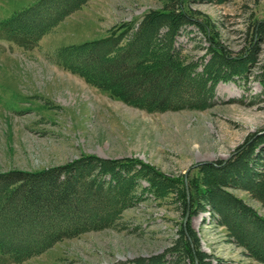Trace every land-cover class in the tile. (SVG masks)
<instances>
[{
	"label": "rangeland",
	"instance_id": "1",
	"mask_svg": "<svg viewBox=\"0 0 264 264\" xmlns=\"http://www.w3.org/2000/svg\"><path fill=\"white\" fill-rule=\"evenodd\" d=\"M38 1L0 0V174L38 172L81 156L134 159L177 180L179 188L183 180L188 192L186 182L198 175V165L227 161L246 138L264 133V88L254 77L264 66V35L252 40L254 25L264 21V0H181L185 10L209 23L225 55L238 58L252 47L255 61L245 75L217 82L213 107L164 113L131 107L89 85L64 69L58 54L105 38L121 24L136 27L145 13L168 0H89L33 41L27 34H39L34 26L44 23L42 16L27 18L17 34L2 30L8 19ZM209 41L191 25L181 29L176 47L187 61L201 64L210 58ZM138 184L134 205L113 228L63 240L28 261L8 264H131L158 256H164L163 264H190L166 252L187 223L176 188L156 198L141 190L148 186L145 181ZM227 191L264 218V208L246 192ZM208 210H198L189 221L209 264H264L235 244Z\"/></svg>",
	"mask_w": 264,
	"mask_h": 264
},
{
	"label": "trees",
	"instance_id": "2",
	"mask_svg": "<svg viewBox=\"0 0 264 264\" xmlns=\"http://www.w3.org/2000/svg\"><path fill=\"white\" fill-rule=\"evenodd\" d=\"M87 1L39 0L8 19L2 30L17 34L27 18L42 16L44 23L34 26L41 29L39 34H27L28 40L39 39L44 30ZM185 1L223 4L229 0ZM196 15L184 9L183 1L168 0L161 9L145 13L136 27L121 24L109 37L65 48L58 57L64 69L131 107L150 113L209 109L215 105L217 82L245 75L255 61L251 58L254 48L238 58L225 55L210 35L209 23ZM191 25L213 40L207 49L209 60L201 64L187 61L176 47L181 29ZM252 35V40L264 35V21L254 25ZM254 77L264 88V66ZM196 170L198 175L186 182L188 196L183 180L179 188L177 180L134 159L81 156L38 172L2 173L0 263H22L63 240L113 228L120 214L134 205L139 180L148 184L141 190L156 198L175 187L182 215L189 209L185 227L181 224L178 239L166 251L172 259L209 264L189 221L208 207L234 243L264 263V218L227 191H244L264 208V133L246 138L227 161L204 163ZM163 257L138 258L131 264H163Z\"/></svg>",
	"mask_w": 264,
	"mask_h": 264
},
{
	"label": "water",
	"instance_id": "3",
	"mask_svg": "<svg viewBox=\"0 0 264 264\" xmlns=\"http://www.w3.org/2000/svg\"><path fill=\"white\" fill-rule=\"evenodd\" d=\"M187 196H188V192H187ZM188 217H189V209H187V212H186V215H185V218H184V224L187 222Z\"/></svg>",
	"mask_w": 264,
	"mask_h": 264
}]
</instances>
